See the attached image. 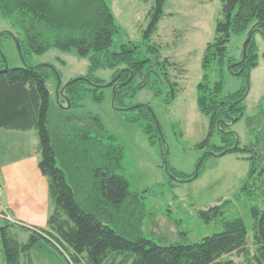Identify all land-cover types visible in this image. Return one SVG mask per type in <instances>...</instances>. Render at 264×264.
Returning <instances> with one entry per match:
<instances>
[{
  "label": "trees",
  "instance_id": "obj_1",
  "mask_svg": "<svg viewBox=\"0 0 264 264\" xmlns=\"http://www.w3.org/2000/svg\"><path fill=\"white\" fill-rule=\"evenodd\" d=\"M163 4L164 0H156L145 40L158 29ZM0 14L22 32L23 38L17 39L27 64L4 70L5 60L0 56V128L37 132L38 167L48 181L51 205L46 227L10 222L0 228L4 264H22V256L24 264H35L31 251L42 239L61 249L73 264H237L229 255L248 251L247 226L237 211V202L242 200L250 204L254 243L259 251L256 259L264 264V203L257 202L264 201V109L247 119L252 140L231 149L237 137L232 131L225 132L226 126L231 119L237 122L244 115L247 88L224 92L222 75L210 82V68L216 62L221 71L228 64L245 77L257 64L254 35L259 30L264 34V0H222L214 41L205 50V73L198 84L197 103L209 119L210 132L199 147L210 144L219 128L223 145H213L214 151L246 153L250 172L234 199H222L199 210L200 219L217 225L218 230L193 242L160 243L145 234L147 207L144 195L131 190L123 173V146L98 115L79 110L88 93L95 101L104 99L99 89L108 86L95 72L112 69V85L123 83L117 87L115 106L135 111L129 120L142 126L153 145L159 140L166 152L162 128L151 107L125 103L149 83L148 77L158 68L160 55L155 47L148 50L156 59L143 55L131 43L111 50L119 27L107 0H0ZM250 28L253 34L246 59L233 65L236 60L227 55L228 43L233 34ZM53 47L75 49L90 59L88 74L65 87L69 109L61 106H67L65 96L59 97L58 104L52 103L48 78L56 72L28 61V56ZM169 171L176 178L190 177L170 167ZM11 227L29 232L28 240L20 241Z\"/></svg>",
  "mask_w": 264,
  "mask_h": 264
},
{
  "label": "rangeland",
  "instance_id": "obj_2",
  "mask_svg": "<svg viewBox=\"0 0 264 264\" xmlns=\"http://www.w3.org/2000/svg\"><path fill=\"white\" fill-rule=\"evenodd\" d=\"M107 1L119 27L110 49L119 50L121 45L131 43L137 45L143 55L151 58L160 55L158 68L147 78L149 83L135 96L127 97L125 103L130 107L142 104L151 107L162 128L166 152L159 140L153 145L142 126L129 120L128 117L135 111L113 105V87L99 89L104 92L102 101H95L92 93H88L83 108L79 110L98 115L107 131L123 146V173L130 182L131 190L144 195L147 207L143 223L145 234L160 243L200 240L217 231L218 227L204 223L198 215L199 210L222 199H234L250 172V162L244 152L211 154L215 152L213 145H223L219 128L209 139L210 144L199 147L208 138L210 123L198 107V84L205 73L203 58L206 47L214 41L217 20L222 17V0H164L158 29L149 40L144 39V31L151 20L156 0ZM251 29L243 34H233L228 43L227 55L235 59V63L243 60V47ZM4 33L23 38L22 32L0 14V56L8 68L25 67L27 64L16 40L11 35L3 36ZM254 40L257 64L250 69L248 77L232 73L228 64L223 71L217 62L210 68V82L221 75L224 77V92L247 88L244 115L233 124L228 122L225 131H232L241 146L252 140L247 119L264 109V34L257 31ZM149 46L155 47L156 54L148 50ZM165 59L168 62H164ZM28 61L35 67L48 66L50 70H56L62 85L86 76L90 66L89 56L79 55L75 49L64 51L56 47L42 54L30 55ZM95 76L108 84L114 70L101 68ZM48 85L52 103L58 104L57 74H50ZM257 118L260 119V116ZM18 132L0 129V165L28 153L34 143H38V137L32 138L31 135L22 139V132ZM200 163L199 174L194 177ZM169 167L190 177L176 178ZM257 202L264 203L263 200ZM237 211L247 226L248 251L235 252L229 257L237 264H259L256 259L259 251L254 243V221L248 201H238ZM6 223L10 221L0 217V228ZM11 230L23 242L30 236L29 232L18 227ZM31 256L35 264H73L61 249L46 239L33 247ZM21 262L25 263L24 256ZM0 264H4L1 230Z\"/></svg>",
  "mask_w": 264,
  "mask_h": 264
},
{
  "label": "crops",
  "instance_id": "obj_3",
  "mask_svg": "<svg viewBox=\"0 0 264 264\" xmlns=\"http://www.w3.org/2000/svg\"><path fill=\"white\" fill-rule=\"evenodd\" d=\"M18 133L22 139L37 137L35 130ZM34 144L28 153L0 165V212L12 223L46 227L51 206L48 181L38 167L39 154Z\"/></svg>",
  "mask_w": 264,
  "mask_h": 264
},
{
  "label": "water",
  "instance_id": "obj_4",
  "mask_svg": "<svg viewBox=\"0 0 264 264\" xmlns=\"http://www.w3.org/2000/svg\"><path fill=\"white\" fill-rule=\"evenodd\" d=\"M9 34H10L12 37H14V39L16 40V42H17V46H18V49H19V52H20V54H21L22 51H21V46H20V43H19L18 39L14 36L13 33H9ZM252 34H253V28L251 29V31H250V33H249V36H248V38H247V40H246V42H245V44H244V47H243V60H242L241 62L245 61V59H246L247 47H248V44H249V42H250V40H251ZM241 62H239V63H241ZM239 63H235V64H233V65H236V64H239ZM6 69H7V67L5 66L4 70H6ZM229 69L231 70L232 73H235V74H236V72H234V71L232 70L231 66H229ZM54 71L56 72L57 77H58V86H57V90H56V92H57V99H58V101H59V97H60V96H65V98H66V100H67V106H63V105H61V106H62L63 108L69 109V108L71 107V102H70V100L67 98V96L65 95V87H66L68 84H70L73 80L70 81L69 83L65 84V85H62L61 80H60V76L58 75V72H57L56 70H54ZM237 73H240V72H237ZM122 84H123V83H115V84L112 85V82L106 84L107 86H111V85H112V87H113V105H114V106H115V99H116V90H117V87L120 86V85H122ZM234 122H235L234 119H231V124H233ZM238 145H239V141H238V138H237V141H236L235 145H234L231 149H235V148H237ZM229 151H230V149H227V150H224V151H222V152H220V153L212 152L211 154H212V155H224V154L228 153ZM165 165H166V168H167V163H166V162H165ZM200 165H201V163L199 164V166H198V168H197V171H196V174H195L194 177H197V176H198Z\"/></svg>",
  "mask_w": 264,
  "mask_h": 264
},
{
  "label": "built area",
  "instance_id": "obj_5",
  "mask_svg": "<svg viewBox=\"0 0 264 264\" xmlns=\"http://www.w3.org/2000/svg\"><path fill=\"white\" fill-rule=\"evenodd\" d=\"M2 188L0 187V197H1V195H2ZM0 217H3V218H6V219H9V218H7V216L3 213V212H0Z\"/></svg>",
  "mask_w": 264,
  "mask_h": 264
},
{
  "label": "flooded vegetation",
  "instance_id": "obj_6",
  "mask_svg": "<svg viewBox=\"0 0 264 264\" xmlns=\"http://www.w3.org/2000/svg\"><path fill=\"white\" fill-rule=\"evenodd\" d=\"M244 70H245V66L242 65V66H241V71L243 72ZM249 71H250V70H249ZM248 74H249V73H247L246 77H248ZM116 83H120V82H116Z\"/></svg>",
  "mask_w": 264,
  "mask_h": 264
}]
</instances>
